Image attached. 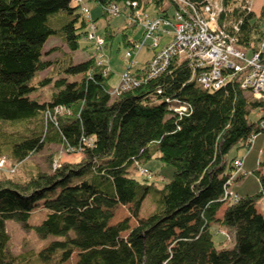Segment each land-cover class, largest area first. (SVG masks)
I'll use <instances>...</instances> for the list:
<instances>
[{
  "label": "trees",
  "instance_id": "trees-1",
  "mask_svg": "<svg viewBox=\"0 0 264 264\" xmlns=\"http://www.w3.org/2000/svg\"><path fill=\"white\" fill-rule=\"evenodd\" d=\"M73 1L0 0V156L23 162L52 142L83 154L80 162L63 163L52 173L24 181L17 173L0 171V264H65L74 254L75 264H264V213L256 205L264 198V160L254 170L258 191L225 198L237 157L228 154L248 147L261 119L251 122L249 116L264 101L241 89L239 76L218 90L203 89L191 80V68L176 60L169 72L143 79L118 96L108 88L111 74L105 75L93 58L74 64L68 55L55 64L62 73L59 78L49 75L35 84L34 78L53 65L44 58L51 53L44 51L50 37L61 36L74 52L88 34L81 7ZM94 1L101 7L136 1L144 10L163 3ZM61 13L70 20L53 27L49 17ZM239 19L238 44L252 52L264 40L261 16L234 9L229 21ZM129 27L138 26L130 22ZM129 27L121 33L133 48L137 40L129 39ZM114 30L105 26V47ZM76 75L81 80L69 79ZM51 83L50 100L30 96ZM167 98L187 102L190 111L178 115ZM59 107L73 112L55 122L47 112L53 115ZM156 154L174 168L172 178L159 188L130 176L135 163L145 164ZM148 194L156 208L140 217ZM118 206L128 207L130 215L114 221ZM39 208L47 210L46 217L31 226L27 220ZM8 219L54 239L38 252L13 255ZM214 223L230 229L232 246L214 240Z\"/></svg>",
  "mask_w": 264,
  "mask_h": 264
},
{
  "label": "rangeland",
  "instance_id": "rangeland-1",
  "mask_svg": "<svg viewBox=\"0 0 264 264\" xmlns=\"http://www.w3.org/2000/svg\"><path fill=\"white\" fill-rule=\"evenodd\" d=\"M84 2L90 10L91 17L89 19V26H95L94 33L96 36L95 39H97V41L95 39H91L89 35H86L80 39V48L74 52H71L68 45L63 41L61 36L50 37L45 43L44 51L47 52L50 50L51 53L44 55V58L52 61L53 65L45 71L39 73L36 78H34L33 82L35 84H37L38 80L48 77L49 75L53 76L54 78H59L62 73H59L60 69L55 64L61 63L65 61L69 56H71V62H73L74 64L93 58L95 65L103 66L104 73L105 69H110L111 72H108L107 75L111 74V76L107 84L108 88L113 89L118 85L119 81H121L120 76L122 74H126V71V75L128 77H134L147 72V66L149 61L152 59V56H155L159 51H161L164 44L167 43L172 37L171 34L162 35L166 28L163 24H161L158 29L159 34H156L154 38H148L145 44L140 45L139 48L135 50V55L126 57L125 52L131 49V47L123 42V35L121 33V30L126 25L129 27L130 22H133L131 20L133 19L132 16L128 15V11L124 10V7L122 8V12L118 15L108 13L106 16H100L102 14L101 6H99L94 0H84ZM111 3L107 5H110ZM72 4H75V2L73 1ZM263 5L264 0H254L252 2L256 17L261 16V24L263 23L262 15L264 12H261V7ZM139 9L145 11H142L143 13H148L147 20L149 21L155 20L157 17L162 16L164 14V11H162V9H166V13L167 10H169L170 13H173L174 11V7L172 4H170L169 1H163L161 6L156 9H154L153 7H150L146 10L140 7ZM98 16L100 17L95 22L94 18ZM69 20L70 17L64 13L49 17V23L56 28L63 26ZM107 24H110L111 28L115 29L114 31L118 34L116 33L115 37L111 40V42H109L108 47H105V42L103 41V43L98 40H100V38L104 39L105 26ZM89 26L86 27V31L90 30ZM144 29L145 28H142L141 26L136 27V29L129 27L126 33L128 34L129 39L137 40L139 42L142 38H144V36L146 38V31ZM135 45L136 44H134V46ZM69 79L81 80V75L71 76L69 77ZM52 92L53 87L51 83L49 85L38 87L32 93H30V96L32 98H36L39 102H44L50 100ZM250 97L256 99L253 96ZM184 110H187V108H180L179 111ZM71 112H73L72 109L59 107L55 110L53 115L50 112L47 113L56 122L58 116H64L65 114L69 115ZM263 117L264 107L261 109L253 110L249 116V119L251 122H254L258 118ZM254 143L255 144L253 145V147H243L239 149L233 148L228 154L229 158L237 154L234 162L239 158L244 159V166L240 170V172H242V174L243 171L248 172V176H243L240 173L237 174L238 178L241 177L242 179L235 180L230 187L231 191L236 193L238 197L239 195L255 193L260 188V184L258 178L254 174V170L258 169L259 167V163L256 164L255 161L256 157H259V148H261L264 153V133L259 134ZM248 149L250 154L248 153ZM3 157L6 160H4L3 167L0 165V171H3L9 175H14V173H17L15 177L20 178L24 181L28 180L30 175H34L37 173H52L63 163L80 162L83 158V154L79 152H73V149L69 150V148L64 144L52 142L46 143L38 152H36L34 155L29 156L23 162L17 163L14 159L6 156L5 154L0 156V161L3 160ZM158 157V154L154 155L153 158L147 161V163L145 164L135 163V166L131 170L130 176L140 183L151 185L154 184V186L158 188L162 187L166 183V181L172 178L174 168L163 163L160 159H158ZM259 158L261 160H264V155L260 156ZM256 205L257 208L264 213V198L259 199ZM155 208L156 203L154 197L152 194H148L142 203L139 216L145 217L153 212ZM46 214V209L39 208L32 214H30L27 222L31 226L40 224L45 219ZM129 215L130 212L128 207L118 206L115 210L114 221H119ZM131 225H135L134 218L131 220ZM5 228L10 236V251L13 255L16 256L31 252H38L42 248L47 246L51 240L54 239L53 236L42 238L35 232V229L33 227L24 228L20 222L13 219H8L5 221ZM212 228L215 229L214 240L216 242L221 240L227 246H232L233 241L229 228L223 226L219 227L217 223H214ZM75 260L76 254H74L69 262H66L65 264H75Z\"/></svg>",
  "mask_w": 264,
  "mask_h": 264
},
{
  "label": "built area",
  "instance_id": "built-area-1",
  "mask_svg": "<svg viewBox=\"0 0 264 264\" xmlns=\"http://www.w3.org/2000/svg\"><path fill=\"white\" fill-rule=\"evenodd\" d=\"M74 1L81 7L85 20L90 23V10L84 0ZM163 1H169L173 5V13L167 10V13L152 21L147 20L148 13H143L145 11L139 9L136 1H126L123 4L112 2L110 5L102 6V11L115 15L121 13L124 7V10L128 11V15L132 16L131 20L139 27L145 28L146 38L144 36L141 41L135 43L133 48L127 50L126 57L135 55V50L140 45L145 44L148 38H154L156 34H159L158 29L161 24L166 28L162 35H172L171 39L164 44L163 49L152 56L147 66V72L142 74V77H128L127 71L126 74L120 76L121 81L118 85L110 89L113 96H118L123 91L137 87L143 79L157 78L169 72L172 61L176 60L191 68V80L203 89L218 90L233 77L239 76L240 88L250 92L256 99L264 101V40L254 51L249 52L248 49L238 44L242 19L229 21L230 14L234 9L243 13L254 12L252 6L254 0H234L232 5L226 4L225 0ZM262 18L264 28V13ZM94 31L95 26L90 27L88 32L89 37L93 40L96 37ZM95 40L97 41V39ZM98 41L103 42L104 39L100 38ZM108 72L111 70L105 69L104 74L107 75ZM157 91L161 93L162 89L158 88ZM166 101L173 103L170 110L180 116L191 109L187 102L180 99L167 98ZM180 108H187V110L179 111ZM261 133H264V117L258 122V132H252L248 137V147H253ZM4 160L6 159L3 157V160L0 161L2 167ZM243 166L244 159L242 158L237 159L233 164L234 168L225 192V198L229 200L238 198L230 188L238 177L237 174L248 176L247 171H243V174L240 172Z\"/></svg>",
  "mask_w": 264,
  "mask_h": 264
},
{
  "label": "crops",
  "instance_id": "crops-1",
  "mask_svg": "<svg viewBox=\"0 0 264 264\" xmlns=\"http://www.w3.org/2000/svg\"><path fill=\"white\" fill-rule=\"evenodd\" d=\"M255 144V143H254ZM250 154V153H249ZM258 154H259V157L264 155L263 153V150L261 148H259L258 150ZM259 157H256L255 161H256V164H258L260 161H262ZM247 158V157H246ZM246 160V159H245ZM242 179L241 177H239L237 180H240Z\"/></svg>",
  "mask_w": 264,
  "mask_h": 264
}]
</instances>
